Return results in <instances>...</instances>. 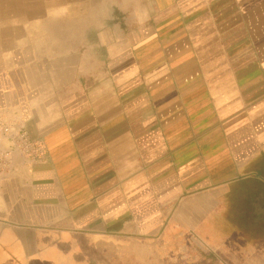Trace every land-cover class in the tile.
<instances>
[{"label": "crops", "instance_id": "1", "mask_svg": "<svg viewBox=\"0 0 264 264\" xmlns=\"http://www.w3.org/2000/svg\"><path fill=\"white\" fill-rule=\"evenodd\" d=\"M0 120V264H264V0H0Z\"/></svg>", "mask_w": 264, "mask_h": 264}, {"label": "built area", "instance_id": "2", "mask_svg": "<svg viewBox=\"0 0 264 264\" xmlns=\"http://www.w3.org/2000/svg\"><path fill=\"white\" fill-rule=\"evenodd\" d=\"M16 153L37 158L39 145L26 129H11L0 120V173L8 167Z\"/></svg>", "mask_w": 264, "mask_h": 264}, {"label": "rangeland", "instance_id": "3", "mask_svg": "<svg viewBox=\"0 0 264 264\" xmlns=\"http://www.w3.org/2000/svg\"><path fill=\"white\" fill-rule=\"evenodd\" d=\"M134 1V0H133ZM179 237L184 238L185 242H186V238H187V233L186 232H179ZM171 232L167 231L164 233V245H163V254H164V264H171V259L172 257L175 255H181L183 256V261L181 260V262L179 264H205L202 260L204 258V249L203 246H197L195 248L193 247H188L187 245H180V246H172L171 245ZM169 238V239H167ZM151 248L149 247V251ZM190 250V251H189ZM188 254H190V259H195L194 261H189L188 260Z\"/></svg>", "mask_w": 264, "mask_h": 264}]
</instances>
